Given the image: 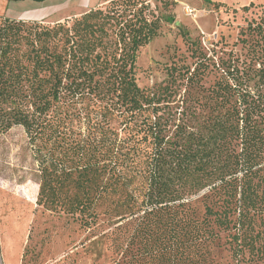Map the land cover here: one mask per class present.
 I'll return each instance as SVG.
<instances>
[{
	"label": "trees",
	"instance_id": "trees-1",
	"mask_svg": "<svg viewBox=\"0 0 264 264\" xmlns=\"http://www.w3.org/2000/svg\"><path fill=\"white\" fill-rule=\"evenodd\" d=\"M154 13L109 0L52 24L0 16V135L23 127L36 203L95 234L96 260L220 264L226 233L264 261V7L240 51L174 63L142 88Z\"/></svg>",
	"mask_w": 264,
	"mask_h": 264
},
{
	"label": "rangeland",
	"instance_id": "rangeland-1",
	"mask_svg": "<svg viewBox=\"0 0 264 264\" xmlns=\"http://www.w3.org/2000/svg\"><path fill=\"white\" fill-rule=\"evenodd\" d=\"M104 1L109 0H0V16L52 24ZM148 2L161 28L138 54L136 77L142 88L164 80L166 67L174 63L192 66L198 58L217 59L233 47L240 51L241 45H234L240 29L264 7V0ZM251 2L256 7L243 10ZM39 181L27 135L23 127L13 126L0 135V264H108L90 251L95 234L36 203ZM229 240L223 234L215 251L220 264H264L247 252L237 256Z\"/></svg>",
	"mask_w": 264,
	"mask_h": 264
},
{
	"label": "crops",
	"instance_id": "crops-1",
	"mask_svg": "<svg viewBox=\"0 0 264 264\" xmlns=\"http://www.w3.org/2000/svg\"><path fill=\"white\" fill-rule=\"evenodd\" d=\"M104 3H106V1H104V2H102V3H100V4H98L96 7H98V6H100V5H103ZM95 8V7H94Z\"/></svg>",
	"mask_w": 264,
	"mask_h": 264
}]
</instances>
